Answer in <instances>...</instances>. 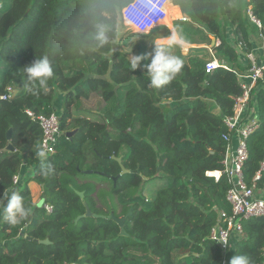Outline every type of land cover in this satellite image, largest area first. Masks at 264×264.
Here are the masks:
<instances>
[{
    "label": "trees",
    "instance_id": "16d2710c",
    "mask_svg": "<svg viewBox=\"0 0 264 264\" xmlns=\"http://www.w3.org/2000/svg\"><path fill=\"white\" fill-rule=\"evenodd\" d=\"M132 1L0 0V194L18 191L29 210L16 225L0 217V264H229L235 255L264 264V216L245 220L241 235L233 234L227 249L210 239L220 213L232 210L226 176L216 180L210 173L224 169V118L233 114L235 99L243 94L233 70L251 68L247 55L261 44L264 0H172L190 18L176 22L175 31L198 48L188 55L182 47L170 49L184 67L160 89L148 86L150 61L142 60L133 70L122 50L137 37L130 50L137 56L153 51L146 40L153 35L120 33L119 16ZM163 28L166 36L171 34ZM210 36L220 41L214 56L230 70L206 72L213 56L202 46L211 44ZM45 57L53 78L46 92L32 95L25 89L23 69ZM9 89L15 94L2 100ZM92 95L103 105L87 116L74 115L73 108L83 110L82 101ZM59 98L63 134L57 153L44 161L54 168L45 176L36 157L43 131L27 112L50 116ZM252 98L260 120L247 142L244 178L252 186L260 172L261 193L263 82ZM73 131L75 136L68 138ZM10 145L14 150H7ZM122 166L129 174L115 183ZM25 174L30 177L26 182L39 186L38 198L29 184L23 185ZM15 176H20L18 185ZM155 180L163 185L145 197ZM44 197L52 213L38 207ZM88 209L92 217H85ZM112 213L126 219V235Z\"/></svg>",
    "mask_w": 264,
    "mask_h": 264
},
{
    "label": "built area",
    "instance_id": "2783aa9c",
    "mask_svg": "<svg viewBox=\"0 0 264 264\" xmlns=\"http://www.w3.org/2000/svg\"><path fill=\"white\" fill-rule=\"evenodd\" d=\"M172 5V0H133L121 11L123 23L132 31L142 35H149L164 24L168 16V7ZM254 23L261 27L260 21L253 18ZM260 52L264 59V33L260 35ZM220 45V41L216 46ZM213 59L206 64V72L222 68L230 70L227 64L220 63L210 50ZM251 63V68L246 73L237 70L233 72L237 75L243 94L235 99L233 114L224 118V123L228 129L223 136L227 143L226 154L223 160V171L210 173V176L219 180L225 175L230 188L227 193V200L232 206L231 213H220L218 224L213 227L210 239L228 248L233 234L241 235L243 222L251 218L264 216V190L261 194L257 181L260 180V172L253 179L252 186H249L244 178V166L249 158L248 139L259 128V107L253 100L252 92L259 85L264 83V63L259 64L256 52L247 55ZM15 91L9 89L1 96L2 100H9ZM27 114L37 121L43 131L41 148L47 152V157L57 153V145L63 134L61 129V118L57 113L50 116H34L30 111ZM20 183V176L14 177V184ZM262 195L260 196L259 195ZM45 209L52 213V207L46 204ZM1 217V216H0ZM76 264V263H69ZM226 264V263H224Z\"/></svg>",
    "mask_w": 264,
    "mask_h": 264
},
{
    "label": "clouds",
    "instance_id": "9594fccd",
    "mask_svg": "<svg viewBox=\"0 0 264 264\" xmlns=\"http://www.w3.org/2000/svg\"><path fill=\"white\" fill-rule=\"evenodd\" d=\"M103 41V33L98 36ZM186 41L175 31L167 37H159L152 41L153 51L143 56H132L131 67L136 70L142 60L150 61L146 64L148 86L153 89H160L170 84L184 67L183 60L172 54L170 49L173 46L184 47ZM23 72L27 75L25 89L32 95H37L41 90L47 91L48 81L53 78V70L47 58L36 60L26 66ZM47 152L43 148L36 151V157L42 162V175H49L54 172L51 163L44 164L47 160ZM43 203V201H42ZM28 209L24 206L23 196L16 190L3 192L0 194V216L11 225H16L20 218L28 215ZM229 264H249V259L245 255H235L229 260Z\"/></svg>",
    "mask_w": 264,
    "mask_h": 264
},
{
    "label": "rangeland",
    "instance_id": "374dc122",
    "mask_svg": "<svg viewBox=\"0 0 264 264\" xmlns=\"http://www.w3.org/2000/svg\"><path fill=\"white\" fill-rule=\"evenodd\" d=\"M174 6H177V5H174ZM181 8V7H180ZM173 7H171V6H169L168 7V16H167V18H166V20H165V22H164V24L165 25H170V26H162V27H160V28H158L157 30H155V31H153L152 33H150L151 35H153L150 39H146L147 40V43H148V48L149 49H153V44H152V41H154L155 39H157V38H159V37H167L166 35H167V31L163 28V27H166V29L168 28V31L170 30V31H175V29H174V24L176 23V22H181L182 21V19L180 20V21H175L174 23H173V25H172V28L170 29L169 27H171V22H172V18H173V16H172V12H173ZM119 26H120V28H121V31H120V33L121 34H123L124 36H126L125 34H130V33H135L134 31H132L131 29H129L124 23H123V21H122V18H121V14H120V16H119ZM135 34H138V33H135ZM178 34V33H177ZM213 37H215V36H210V39H211V43H212V38ZM216 38V37H215ZM138 38L137 37H134L133 38V40L131 41V45H130V47L129 48H126V47H122V50L123 51H126L127 52V55H128V57H129V59L132 57V56H137L136 55V53L133 51V50H130L131 49V47L132 46H134L137 42H138ZM120 41V39L118 38L117 39V41L115 42V43H117V42H119ZM218 42V40L216 39V43ZM260 44V43H259ZM211 46V44L210 45H208V47L207 46H202V48H204V47H206L207 49H209V51H210V47ZM260 46H261V44H260ZM196 48H198V47H196V46H194V45H189V44H186V46H184V47H182V52H183V54L184 55H188L189 53H191V51L193 50V49H196ZM238 50H239V53H240V55H242L243 53H241L242 52V50H241V47H239L238 48ZM215 52V51H214ZM211 53V52H210ZM261 53V52H260ZM261 55V57H262V54H260ZM258 57V56H257ZM216 58V57H215ZM241 58H243L242 56H241ZM263 58V57H262ZM217 59V58H216ZM218 60V59H217ZM241 61V60H240ZM242 62H245V60H244V58L242 59ZM59 94V93H58ZM59 96V95H58ZM61 100H62V98H61ZM61 103V102H60ZM101 105H103V102H102V100L97 96V95H92L91 97H90V99H88V100H83L82 101V108H83V110L80 108H78V107H76V108H73V113H74V115H79L80 114V112L82 113V115H84V116H87V115H89V111H95L96 109H99L100 107H101ZM214 106L212 105V109H216L215 107L213 108ZM59 116H61V105H59V108H58V110H56L55 111ZM30 177H29V175L28 174H25V176L22 178V183H23V185H25V186H28V184L30 185L29 186V188L30 189H32V192H33V194H34V196L36 197V198H38V196L40 195V189H39V186H37V183H35V182H30L29 183V181L28 182H26L28 179H29ZM163 185V181H160V180H155V181H152L151 183H150V187H151V189L150 188H148L147 190H144V192H145V197H148L149 198V196H151V193L153 192V194H155L156 193V191H157V189L158 188H160V186H162Z\"/></svg>",
    "mask_w": 264,
    "mask_h": 264
},
{
    "label": "water",
    "instance_id": "95a60500",
    "mask_svg": "<svg viewBox=\"0 0 264 264\" xmlns=\"http://www.w3.org/2000/svg\"><path fill=\"white\" fill-rule=\"evenodd\" d=\"M106 36H107V34H106ZM215 46H216V38L213 37V38H212V43H211V46H210V47H211L210 50H213V49L215 48ZM11 134H12V131H10V132L8 133V138H9V139L11 138ZM75 134H76V131L68 132V133L66 134V136H67L68 138H72V137L75 136ZM7 150H14V148L10 145V146L7 148ZM118 161H119L120 163L122 162L121 159H118ZM126 174H129V171H127V170L122 166V173H121L118 177L114 178L115 183L118 181L119 178H121L122 176H124V175H126ZM42 201H43V203H42ZM46 203H47V198L44 197V198H42V200L40 201L38 207L41 209V208H43V207L46 205ZM131 214H132V210H130L128 216H130ZM85 217H92V213H91V211H90L89 209H88L87 214L85 215ZM95 217L98 218V216H95ZM110 218L113 219L114 221H116V223H118V224L120 225V227H121V229H122V235H126V233H125V228H124V226H125V220H126V219H125V218L118 219V218L115 217L114 213H112V214L110 215ZM80 219H81V217L78 218L76 222H78ZM36 242L41 243V244H48V243H49L48 240H46V241H40V242H39V241H36Z\"/></svg>",
    "mask_w": 264,
    "mask_h": 264
},
{
    "label": "crops",
    "instance_id": "0c3cea01",
    "mask_svg": "<svg viewBox=\"0 0 264 264\" xmlns=\"http://www.w3.org/2000/svg\"><path fill=\"white\" fill-rule=\"evenodd\" d=\"M172 7H173V12H172V16H173V18H172V25H173V23H174V21L177 19L176 18V13H175V11L179 8V10H180V12H181V15H182V17H181V19H182V21L181 22H189L190 21V18H189V16L188 15H186V14H183V12H182V10H181V8H180V6H174L173 4L171 5ZM178 7V8H177ZM253 19V18H252ZM167 26H170V25H167ZM170 29L172 28V26L171 27H169ZM176 32V31H175ZM177 33V32H176ZM229 37L230 38H232L233 39V35H232V31H230L229 32ZM234 40V39H233ZM252 40L254 41V38H252ZM255 51H256V56H258L257 58H258V62H259V64H263L264 63V59L261 57V53H260V45H257V47H256V49H255ZM242 53V52H241ZM243 57V56H242ZM242 59L243 58H241L240 60H241V62H242ZM61 98H59L58 99V101L56 102V104H57V108H59V105H61ZM26 172L28 173V169L26 170ZM11 192V191H10ZM260 196H262V195H260Z\"/></svg>",
    "mask_w": 264,
    "mask_h": 264
},
{
    "label": "bare ground",
    "instance_id": "6f19581e",
    "mask_svg": "<svg viewBox=\"0 0 264 264\" xmlns=\"http://www.w3.org/2000/svg\"><path fill=\"white\" fill-rule=\"evenodd\" d=\"M175 13H176V20H181V17H182V15H181V12H180V10L179 9H177L176 11H175Z\"/></svg>",
    "mask_w": 264,
    "mask_h": 264
}]
</instances>
